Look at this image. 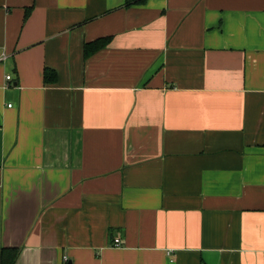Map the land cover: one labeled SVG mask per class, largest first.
<instances>
[{
    "label": "crops",
    "instance_id": "1",
    "mask_svg": "<svg viewBox=\"0 0 264 264\" xmlns=\"http://www.w3.org/2000/svg\"><path fill=\"white\" fill-rule=\"evenodd\" d=\"M0 219L15 264H264V0H0Z\"/></svg>",
    "mask_w": 264,
    "mask_h": 264
},
{
    "label": "trees",
    "instance_id": "2",
    "mask_svg": "<svg viewBox=\"0 0 264 264\" xmlns=\"http://www.w3.org/2000/svg\"><path fill=\"white\" fill-rule=\"evenodd\" d=\"M142 1L144 0H127V5ZM28 14H29V10L26 12V16H28ZM110 41H111V37L108 36L86 43L84 47L85 57L87 58L94 52L105 47L110 43ZM44 78L46 82H52L56 80V74L50 69H46ZM20 251L21 249L18 247H5L1 245V219H0V264H15L20 254Z\"/></svg>",
    "mask_w": 264,
    "mask_h": 264
},
{
    "label": "built area",
    "instance_id": "3",
    "mask_svg": "<svg viewBox=\"0 0 264 264\" xmlns=\"http://www.w3.org/2000/svg\"><path fill=\"white\" fill-rule=\"evenodd\" d=\"M6 79L8 80V81H10V80H12V76H11V74H7V76H6ZM115 244V246H120V240L119 239H115V242H114ZM169 253H171V251H169ZM66 259V258H65Z\"/></svg>",
    "mask_w": 264,
    "mask_h": 264
}]
</instances>
